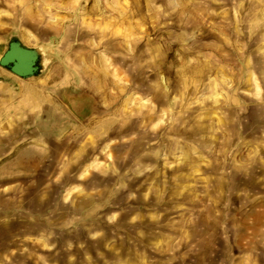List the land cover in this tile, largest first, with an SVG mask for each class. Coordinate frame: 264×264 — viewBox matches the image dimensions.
I'll return each mask as SVG.
<instances>
[{
    "label": "rangeland",
    "instance_id": "obj_1",
    "mask_svg": "<svg viewBox=\"0 0 264 264\" xmlns=\"http://www.w3.org/2000/svg\"><path fill=\"white\" fill-rule=\"evenodd\" d=\"M12 36L0 264H264V0H0Z\"/></svg>",
    "mask_w": 264,
    "mask_h": 264
},
{
    "label": "water",
    "instance_id": "obj_2",
    "mask_svg": "<svg viewBox=\"0 0 264 264\" xmlns=\"http://www.w3.org/2000/svg\"><path fill=\"white\" fill-rule=\"evenodd\" d=\"M0 67L23 80H31L43 75L47 62L40 48L28 47L18 36H12L0 58Z\"/></svg>",
    "mask_w": 264,
    "mask_h": 264
},
{
    "label": "crops",
    "instance_id": "obj_3",
    "mask_svg": "<svg viewBox=\"0 0 264 264\" xmlns=\"http://www.w3.org/2000/svg\"><path fill=\"white\" fill-rule=\"evenodd\" d=\"M11 75H13L11 72H9V71L5 70L4 68L0 67V88H2V86L6 85L4 79H6V80L11 79V78H10V77H12ZM13 76H14V77H17V76H15V75H13ZM17 78L20 79L19 77H17ZM12 79H13V78H12ZM37 87H38V86H35V87L32 88V89H36V90H37ZM32 89H31V90H32Z\"/></svg>",
    "mask_w": 264,
    "mask_h": 264
},
{
    "label": "bare ground",
    "instance_id": "obj_4",
    "mask_svg": "<svg viewBox=\"0 0 264 264\" xmlns=\"http://www.w3.org/2000/svg\"><path fill=\"white\" fill-rule=\"evenodd\" d=\"M30 92H32V94H36L37 90L36 89H32Z\"/></svg>",
    "mask_w": 264,
    "mask_h": 264
}]
</instances>
